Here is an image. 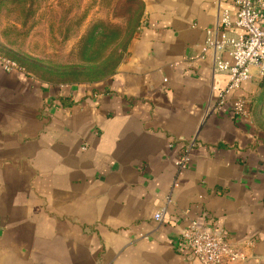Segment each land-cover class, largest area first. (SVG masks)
<instances>
[{"label": "crops", "instance_id": "crops-1", "mask_svg": "<svg viewBox=\"0 0 264 264\" xmlns=\"http://www.w3.org/2000/svg\"><path fill=\"white\" fill-rule=\"evenodd\" d=\"M138 1L136 34L101 80L49 84L0 64V264H197L177 248L194 219L237 246L236 264H264L257 69L229 97L247 118L230 102L208 113L228 80L214 60L229 57L206 42L233 0Z\"/></svg>", "mask_w": 264, "mask_h": 264}, {"label": "rangeland", "instance_id": "rangeland-1", "mask_svg": "<svg viewBox=\"0 0 264 264\" xmlns=\"http://www.w3.org/2000/svg\"><path fill=\"white\" fill-rule=\"evenodd\" d=\"M141 13L138 0H0V57L49 84L97 81L124 59Z\"/></svg>", "mask_w": 264, "mask_h": 264}, {"label": "built area", "instance_id": "built-area-1", "mask_svg": "<svg viewBox=\"0 0 264 264\" xmlns=\"http://www.w3.org/2000/svg\"><path fill=\"white\" fill-rule=\"evenodd\" d=\"M233 3L235 18L231 20L228 14L221 13L216 23L219 38L206 42L207 49L224 50L229 57L228 61L214 60L216 71L225 74L228 80L222 89H213L215 103L209 115L219 113L230 102V95L252 79V68L257 69L259 77L264 76V0H233ZM232 29L239 30L238 34L228 35ZM0 64L7 72L19 70L14 62L1 57ZM229 105L234 117H248L249 103L246 99L233 98ZM189 151L190 147L177 157L175 166L178 173L188 167ZM177 187L175 180L172 188ZM164 212L162 209L155 213L154 221L162 222ZM177 248L197 264H236L245 260L236 245L216 235L211 227L200 224L197 219L191 220L182 231Z\"/></svg>", "mask_w": 264, "mask_h": 264}, {"label": "trees", "instance_id": "trees-1", "mask_svg": "<svg viewBox=\"0 0 264 264\" xmlns=\"http://www.w3.org/2000/svg\"><path fill=\"white\" fill-rule=\"evenodd\" d=\"M118 64H119V63H118ZM118 64H117V65H118ZM116 67H117V66H116ZM116 67H114V68H116ZM114 68H113V70H114ZM111 72H112V71L109 70V69H108V70H105V71L103 72L104 75H103V77H101V78L103 79V78H105V77L111 75V74H112ZM104 76H105V77H104ZM98 80H101V79H98ZM98 80H97V81H98Z\"/></svg>", "mask_w": 264, "mask_h": 264}]
</instances>
